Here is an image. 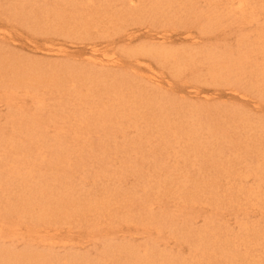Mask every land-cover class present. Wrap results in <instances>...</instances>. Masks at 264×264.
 <instances>
[{
  "label": "bare ground",
  "instance_id": "1",
  "mask_svg": "<svg viewBox=\"0 0 264 264\" xmlns=\"http://www.w3.org/2000/svg\"><path fill=\"white\" fill-rule=\"evenodd\" d=\"M196 1L198 0H189L186 3L181 0H0V6L2 4L5 10V20L12 28L6 25L5 27L0 26V39L2 40H7L14 35L18 36L21 33L17 30L18 25H25L29 30L30 28L40 29L44 35H62L78 40L80 43L88 40L83 42L82 46L73 47L71 52L53 43L54 39H49L48 44L47 41L45 42L47 48L42 49L45 51L43 54L67 56L70 61L66 64L39 62L36 58L21 60L19 56L17 58L9 54L7 47L4 52L0 43V88L4 91L0 90V100L8 108L6 116H10L11 123L7 131L0 130V204L2 210H5V205L9 207L8 209H12L13 201L7 200L5 203L3 199L5 193L9 194L16 187L26 186L28 180H33V184L38 186L37 191L22 192L17 194L14 200L22 203L19 214L27 213V208L31 207L37 211L33 216L39 217L33 220L43 221L52 214L54 206V209L56 208L54 217L57 219L64 218L63 214L66 218L74 217L73 219L77 221L82 218L84 219L82 222L87 221L90 228L98 229L96 232L100 240L105 239L98 254L95 250L93 254L58 258V262L67 259L68 261L64 264L197 263L198 260L184 259V256L180 258L171 251H159L156 248L158 239H150L148 244L150 250L148 252L144 250L142 253L139 246L133 244L126 246L127 244L115 241L108 232L107 224L114 227L116 219L120 220L123 216L122 209L134 206L130 203L131 199H141L140 194L145 195L146 193L144 187L150 188L149 180L144 181L143 186L140 185L145 167L138 162L146 158L154 159L156 169L169 172L163 173L166 178L159 183L164 184L166 188L163 186L159 188V190L163 189L160 192L161 195L156 196L154 200L157 199L159 202V197L165 195L168 187L176 186L177 193L185 197L180 198L183 200L180 205L184 206L190 198L189 204L192 207L189 206V209H195L197 204L212 206L216 217H220L222 212L238 215L245 211L243 207L253 199L254 194L250 190L253 188H247L243 181L247 176H254L258 186H264V125H253L247 114L235 109L215 108L216 105L209 103L189 104L186 100L177 102L167 95H162L156 90V86L169 85V78L165 72L163 73L152 65L143 67L138 64L139 62H132L134 68L148 70L150 74L148 78L156 84V89L143 86L135 77H130L127 71L109 69L119 65L123 57H129V50L115 51L121 47L118 43H121L119 41L123 34L122 41L131 43L134 38L138 37L136 33L142 31V35L159 42L154 46L147 45L130 49L131 53H143L155 59L170 69L172 78H177L183 69L192 70L191 66L195 63L191 65L190 62L193 58L185 59L181 51H173L168 42L175 41L173 36L176 34L166 28L176 23L178 18L182 20V12L191 11L201 16V10L204 9L197 6ZM210 5L213 9H207L201 19L203 28H200V32L203 35H210L207 32L211 30L207 29L216 22L219 23L223 12L214 2ZM243 6L241 0L235 8L242 12L244 11ZM228 13L229 11L225 12L224 17L228 16ZM251 14L254 15L252 12ZM244 19V15L240 16L241 21ZM145 20L152 25H161L164 28L154 30L150 27H131L134 23ZM107 30H111L112 35L116 37L103 48L98 46L92 37L94 33ZM190 34L187 32L181 35L188 40L199 37V35L192 34L190 37ZM257 36V40L249 41L248 33H241L236 52L231 48L220 51L215 45L210 46L207 56L204 60H200L205 73L211 78L209 81L211 83L213 81L222 82L225 85L245 81L250 87L258 89L264 95V32H260ZM177 37H180L179 34ZM65 42L71 45L74 43L64 41L60 44ZM27 46L30 50L37 51V46ZM99 50L100 54L97 53ZM200 51L193 49L192 52H186L199 58L198 52ZM41 84H45L48 97L55 104L62 101L60 100L62 93L67 96V105H71V113L76 118L74 121L77 131L74 132L73 138L80 135L83 137L81 143H78L76 139L65 146L60 137L56 136L45 144L47 140L43 132L45 123L47 125L52 122L38 123L42 109L47 105L42 98L38 101L39 113L36 116L24 112L22 107L18 110L13 105L10 92L15 87L24 85L22 87L28 92V87H39L42 86ZM237 88H239L238 85L232 90L238 91ZM33 94L35 97L39 95L38 93ZM202 96L213 98V94ZM57 108L60 112L59 105ZM203 115H208V118H203ZM56 117L58 115L55 116V120ZM208 120H213V122ZM128 129H134V133L127 134ZM116 133L120 134L122 141H117ZM242 133L246 135L243 136ZM91 135L95 138L92 139ZM181 137L184 138L180 139ZM184 139L189 141L183 142V147L178 148L172 145ZM217 139H220L222 143ZM224 140L226 142H223ZM150 141L154 142L150 144ZM98 144L100 145L97 147ZM21 147L27 152L41 154L36 157L38 158L37 167L23 163L19 168L16 165L17 159L13 161L15 169L11 171L10 168L14 167L9 166L7 158L13 159L16 151L22 150ZM45 149L49 153L47 160L40 159L45 154L43 153ZM139 150H146V152ZM139 152L141 153L134 158L126 155V153L131 154L132 157L134 153L137 155ZM111 154H124V160L118 172L106 168L112 164ZM27 155L26 153L25 157H28ZM182 157L185 164L179 162ZM209 158L213 159V162L206 166L205 162ZM168 159H172V165L175 164L173 167L168 163ZM238 165L244 167V171H241ZM23 169L24 172L21 173ZM80 169L92 178L91 183H87L84 177L81 178V183L74 180ZM127 174L137 180L133 189L135 191L132 194L125 187ZM63 175L66 180L65 189L62 187ZM42 176H44L43 180H39ZM96 183H99V188H96ZM101 188H103L104 195H97ZM22 197H25L23 201ZM152 204L153 202L149 204L148 209L143 211L141 209L130 216L135 215L134 220L145 224H155L160 234L171 235V231H179V236L187 240L186 242L191 246L192 254L200 256L199 260H204L207 264H213L216 258L228 260L227 264L262 262L264 223L249 222L247 211L243 212L239 220H236L235 225L238 226V231L244 232L241 235L243 249L229 252L226 244L234 236H225L226 242L223 243L220 242L222 240L219 238L220 232H217H227L231 229L227 222L219 221L217 230L211 219L206 220L205 224L198 229H192L191 224L186 221L178 227L177 223L182 224L183 220L177 219L171 213L167 214L164 209H161L157 215L154 214L155 212L150 209ZM1 208L0 212H2ZM224 209L226 211H223ZM87 214H89L88 217ZM5 215L8 216L6 210ZM57 219L51 222L56 223ZM101 221L107 224H102ZM38 234L35 231L31 236ZM28 236L16 233L12 237L16 241L26 239ZM91 236L94 237L95 234L92 232ZM5 238L7 237H4L0 230V264H56V258L48 253V248L46 253H40L34 249L33 242L31 244L27 241L29 244L24 248L16 249L12 245H6ZM39 241L45 243L46 239L42 238ZM208 246L209 250L205 253ZM211 246L214 249H211ZM254 250L260 254L256 253L254 256ZM141 253H145L144 256H141ZM123 256L126 257L124 262L122 261Z\"/></svg>",
  "mask_w": 264,
  "mask_h": 264
},
{
  "label": "rangeland",
  "instance_id": "2",
  "mask_svg": "<svg viewBox=\"0 0 264 264\" xmlns=\"http://www.w3.org/2000/svg\"><path fill=\"white\" fill-rule=\"evenodd\" d=\"M184 3L188 2L189 0H181ZM238 1L241 0H198L197 6L203 8L204 10H201L202 15L197 16L191 11H185L181 13V19H177L176 23L171 24V27H167L166 29H170L172 33H175L176 36H173V39L175 41L168 42V44L171 46L173 51H181L182 56L186 59L189 57L193 58V61L190 62L192 65V70L183 69L182 73L178 75L177 78H172L171 71L167 67H164L159 62H157L155 59L150 58L143 53H131L130 49H135L137 47H143V46H154L155 44H158V40H154L151 37H148L146 35H142V31L137 32L136 38L133 39L131 43H126L124 40L122 41L124 34L122 36V39L119 41L121 43H118L119 48L122 50H129V57H123L122 62L114 67H111L109 69L113 71H127L128 75L130 77H135L137 81H139L143 86L149 87V89H156L162 95H167L168 97H171L175 99L177 102H185L184 100L188 101L189 104H213L217 107L215 108H231L235 109L239 112H243L247 114L250 119L253 122V125H264V95H262L258 89L250 87L248 82L241 81L238 84H230L225 85L222 82L221 83H215L214 81L211 83L209 81V76L205 73L203 66L200 64V60H204V57L207 56V53L209 52V48L212 45H215L219 48L220 51H223L227 48H231L232 51L236 52L238 50L237 42L238 40H241V33H248V39L249 41H255L258 38V34L260 32H264V0H242L244 6L243 10L241 12L240 9L235 8L237 6ZM221 9L222 16L219 19V23L216 22L215 25H213L211 28L207 30H211V32H207L210 35H203L200 32V28H203V20L202 17L206 13L207 9L212 8L210 3H213ZM248 3V4H247ZM200 9V8H199ZM213 9V8H212ZM0 26H9V22L5 20V10L3 9V6L1 4L0 6ZM229 11L228 16L224 17L225 12ZM251 12L254 14L252 15ZM244 15V20H240V16ZM179 17V16H178ZM140 23H134L132 25V28H143V27H150L154 30H161L164 27L161 25H152L148 20L145 21H139ZM141 24V26L139 25ZM20 34L18 36L14 35L8 38L7 40L0 39V43L3 47V50L5 52L6 49L9 50V54H11L13 57L18 56L23 59H29V58H36V61L39 62H56L61 64H66L70 60L67 58V56H52V54H49V56L44 55V50L47 48L48 40L54 39L53 43L58 44L61 46V48H66V51L71 52L73 47L76 46H82L81 44L83 42H86L88 40H83L81 43L78 40L72 39V38H66L62 35H54V34H46L44 35L40 29H27L25 25H18ZM12 29V28H11ZM191 33L192 35H199L198 38H195L194 40H188V38H183L184 35H181L182 33ZM111 30H107L105 32H97L94 33L92 40L98 44V46L106 47L109 45V42L116 37L115 35H112ZM179 34L180 37H177ZM190 34V37H191ZM254 39V40H253ZM47 41V44L45 43ZM64 41H72L74 42L73 45H71L69 42H65L63 44H60V42ZM123 42V43H122ZM6 43V45H5ZM27 45L31 46H37V51H32L28 48ZM112 46V45H111ZM114 46V45H113ZM70 47V48H67ZM86 47V46H85ZM89 47V46H88ZM87 48V47H86ZM193 49H198L199 58L197 56H193L190 53H187L186 51L192 52ZM112 50L113 47H112ZM51 53V52H48ZM97 53H101L97 51ZM236 54V53H235ZM5 55V54H3ZM19 58V59H20ZM76 58H79V56H76ZM253 58V57H251ZM136 61L139 62L138 64L147 67V66H154L163 73L165 72L167 74V77L169 78V85H161L159 84L156 86L152 81L149 80V72L145 68L136 69L133 67L132 62ZM194 69V70H193ZM207 79V81H206ZM42 86L39 87H28V92L25 90L24 85H19V87H15L10 93L11 100L13 102V105L20 110L22 107L23 111L26 113H29V115L36 116L37 113H39V103L38 101L41 100V98L47 103L45 108L42 109V115L39 117V124L44 123L45 121H50L52 123H49L44 128V133L46 134L45 144L49 143V140L51 138H56V136L60 137L62 140V144L67 146L69 143H72L74 140H76L78 143L82 142L83 137H76L73 138V134L77 129L75 128V121L76 118L71 113V105H67V96L62 93L61 99L62 101L57 102L56 104L53 102L52 99L48 97V89L45 87V84H41ZM238 85L239 88H237L238 91L232 90L234 86ZM156 86V87H155ZM26 87V86H25ZM1 91H3V88H0ZM6 91V90H5ZM54 91V90H53ZM4 92V91H3ZM7 92V91H6ZM55 92V91H54ZM240 92V93H238ZM1 93V92H0ZM8 93V92H7ZM33 93H38L39 95L37 97L34 96ZM203 94H213V98L210 99V97L204 98L202 96ZM177 102H175V105H177ZM57 105L60 106L61 110L58 111ZM200 106V105H199ZM203 109V108H202ZM7 106L4 104L3 101L0 100V130H3L4 132L8 130V126L11 125L10 123V116H6L7 114ZM208 110V109H207ZM206 110V111H207ZM11 111V110H9ZM57 119L55 120V116ZM203 118H208V115H203ZM47 118V120H46ZM36 120V119H35ZM209 122H213V120H208ZM54 122V123H53ZM37 124V123H36ZM220 125L222 123L220 122ZM251 127L252 124H251ZM252 129V128H251ZM134 133V129H128L127 134ZM101 135V133H99ZM117 134V141H122L120 134ZM241 135V134H240ZM242 135H246V133H242ZM204 136V135H202ZM108 137V136H107ZM91 138H95L94 135H91ZM184 137H181L182 139ZM106 139V137H105ZM220 143L221 140L217 139ZM109 141V140H108ZM189 140L184 139L180 140L178 142L173 143L172 145L181 148L183 147L182 143L187 142ZM154 142V141H153ZM152 142V143H153ZM223 142H226L225 140ZM65 143V144H64ZM150 141V144H152ZM26 145V144H25ZM100 144L97 145V147ZM144 147V146H143ZM147 147V145H146ZM22 150H17L16 155L13 159L7 158L9 166L14 167V160H17L16 165L21 168V164L28 163L33 166L37 167V156H40L41 154L35 153V152H27L24 150L23 147H21ZM47 149L43 150V156L40 157V159L47 160L49 159V156L46 152ZM45 151V152H44ZM141 151V150H139ZM146 150H143L141 152L144 153ZM141 152H139L137 155L134 153L131 157V154L126 155L130 158L137 157ZM26 153L28 154V157H25ZM9 156V155H8ZM123 156L119 154H111V165L106 166V168H109L113 170L114 172H118L119 166L122 165L123 162ZM169 160V161H168ZM168 163L172 165V159H168ZM54 162L53 160H51ZM180 164L184 163V158L182 157L179 159ZM213 162V159L209 158L205 165L209 166ZM139 164H141L144 168V176L142 178V183L140 185L143 186V182L146 180L150 181V188L144 187L146 193L140 194L142 196L141 199L139 198H132L130 203H133V207H128L127 209L124 207L123 210V216L120 220L118 218L116 219V223L114 227L109 226L105 221H101L102 224H107L108 226V232L111 233V236L114 238L115 241H120V243L127 244L126 246L133 244L137 245L142 249V253L144 250L148 252L150 250L149 240L150 239H158L157 243V249L159 251H171L174 255H178L180 258L184 256V259H193L194 261H197L196 264H207L204 260H199L200 256L193 255L191 246L186 242L187 240H183L182 237H180L179 231H171V235H167L166 233L160 234L158 232V228L155 224H145L143 222L134 220L133 215L137 213L139 210L143 211L144 209H148L147 207L151 202L153 204L151 205V211L155 212L154 214H158L161 209H164L166 213L174 215L177 219L183 220L182 224L178 222V227H181L184 223V221L191 224L192 229H198L201 228L206 220L211 219V222L214 224V228L217 230V224H219V221H225L228 223L229 227L231 229H228L227 232L224 231H217L220 232L221 236L219 238H222L220 242L225 243L224 237L227 235L234 236L233 239L229 240L226 244V247L228 248L229 252H232L233 250H242L243 247L241 245V235L244 234V232L238 231V226H235L243 212H248V221L249 222H261L264 223V191H263V185L258 186L257 180L254 178V176L250 175L247 176V178H244L245 186L251 187L253 189H250L253 191L252 200L243 207V212L238 213L236 215L235 213L230 212H222L220 217H216L213 213L212 206H204L202 204H197L195 209H189V206L192 207L189 204L190 198L186 201L185 205H180L183 203V200L180 198L182 197L180 194L177 193V190L174 187H168V189L165 190V195L163 194L161 197H159V202L157 199L154 200V198L158 195H161V191L159 188L162 186L165 187L164 184H159L164 181L166 177L163 176V173H169L166 171L158 170L154 167V159H148L146 158L143 161H139ZM61 165V164H60ZM64 165V164H63ZM175 165V164H173ZM172 165V167H173ZM98 166V165H96ZM239 166V165H238ZM55 167V166H54ZM64 167V166H61ZM168 167V164H167ZM241 171H244V167L239 166ZM10 168V167H9ZM102 170V166L99 167ZM180 168V167H177ZM11 171L14 168H10ZM176 169V168H175ZM174 169V170H175ZM182 169V168H181ZM82 169L78 170L76 173V177H74L78 183L80 182L81 178L84 177L87 181V183H91V177H88L86 173L81 171ZM26 171V170H25ZM24 172V169L21 170V173ZM177 175V172H176ZM171 176L174 175L171 173ZM257 176V175H256ZM44 176L39 177V180H43ZM126 181H125V187L127 190H129L130 194L134 192V184L137 183V180L135 177L131 175H126ZM36 181V180H35ZM65 179L63 175V189H65ZM33 180H28L26 182V186H19L13 189L9 194L5 193V203L7 200H12V209H8L9 207L5 205V210L7 211L8 216L5 215V210H2L1 204L0 208L2 212H0V230L3 232V236L7 237L5 238V244L6 245H12L16 249L24 248L25 245H28L29 243L27 241H30L35 244L34 249L40 253H46V249L48 248L51 255H54L56 258V264H64L68 260L66 259L63 262H58V258L65 259L66 257H73L80 254H93L96 250V254L100 252L102 249L103 243L105 239L100 240L99 234L96 232L98 229H92L90 228V225H88L87 221L82 222L84 219H79L77 221L73 218H66L63 214L64 218L60 217V220L57 219L55 216L56 208L54 209L53 206V212L49 215V217L46 220L43 221H37L33 220V218H39L37 216H33L34 213H37L36 210H33L31 207L27 208L28 212L25 214H19L20 208L22 206V203L18 201H14L17 194H21L22 192L26 193H32L36 192L38 186L33 184ZM37 182V181H36ZM140 182V179H139ZM81 183V182H80ZM76 185L75 183H73ZM99 184V183H98ZM96 183V188H99ZM80 185V184H79ZM59 187L60 184H58ZM81 186V185H80ZM157 187V189H155ZM166 188V187H165ZM164 188V189H165ZM62 189V188H61ZM103 188H101L100 192L97 195H104ZM137 190V188H136ZM129 195V194H128ZM171 195V196H170ZM139 197V196H137ZM22 197V201H23ZM183 199L185 197H182ZM180 199V200H179ZM154 200V201H153ZM35 206V202H33ZM236 206L234 205V208ZM15 210H17L15 212ZM223 211H226L224 209ZM89 214H87L88 217ZM54 219H57L58 221L56 223H52ZM90 220V218H89ZM82 222V223H80ZM99 223V220H97ZM147 225V226H146ZM167 229V228H166ZM213 230V229H212ZM30 231V233H29ZM35 231H37L39 234L35 235L34 237L31 236ZM103 231V230H101ZM94 233L95 236H91V233ZM104 232V231H103ZM166 232V230H165ZM16 233H23L26 235H29L28 237L30 239H22V240H14L12 236ZM214 234V233H213ZM18 235V234H17ZM16 237V235H15ZM42 238H45L46 241L43 243ZM12 242V243H9ZM127 242V243H126ZM111 246V245H109ZM211 249L212 248L211 246ZM209 250L208 248L204 251L207 253ZM257 250H254V256H256ZM145 252V253H146ZM202 252V251H201ZM140 254L141 256H144V254ZM241 253V252H240ZM242 254V253H241ZM260 254V253H259ZM126 260V257L123 256L122 261L124 262ZM262 262H258V264H264V257L261 259ZM228 260H223L222 258H216L215 262L213 264H227ZM257 263V262H256ZM93 264V263H92ZM116 264V263H114Z\"/></svg>",
  "mask_w": 264,
  "mask_h": 264
}]
</instances>
